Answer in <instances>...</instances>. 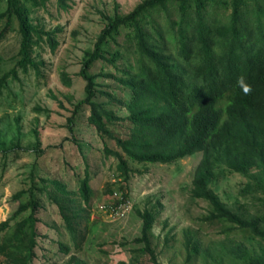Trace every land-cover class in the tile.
<instances>
[{"label": "trees", "instance_id": "trees-1", "mask_svg": "<svg viewBox=\"0 0 264 264\" xmlns=\"http://www.w3.org/2000/svg\"><path fill=\"white\" fill-rule=\"evenodd\" d=\"M49 1L0 0V5L6 3L0 13L4 19L0 40L13 22L20 37L15 66L0 76V94L9 79H17V68L40 74L39 41L45 40L52 50L57 46L53 31L45 30L32 16ZM56 2L59 8L68 7L66 0ZM105 18L92 51L83 59L79 74L86 81L85 97L73 113L89 107L86 119L104 140V155L116 158L122 181V199L117 203L127 199L123 183L134 171L129 162L168 164L200 153L190 193L208 203L204 220L222 224L226 235L246 231L258 246L250 250L240 245L222 248L224 255L219 258L187 232L186 259L199 256L203 264H264V0H141L129 12L115 11ZM121 33L123 39L119 40ZM99 59L111 65L113 72L91 74L92 64ZM98 75L113 79L123 95L97 88ZM60 78L65 85L71 84L66 72ZM240 78L250 87L248 93L238 84ZM74 117L68 118L70 128ZM122 120L131 123L124 138L108 127ZM107 139L114 140L115 148L107 146ZM11 149L0 133V154ZM218 165L246 178L242 193L257 195L260 200L253 214L230 207L213 191ZM41 182L39 187L30 180L25 189L14 193L17 207L0 221V255L8 264H29L35 256L36 193L46 194L56 204L79 251L85 241L90 225L84 212L93 193L89 174L75 191L60 180L41 178ZM107 191L113 192L110 187ZM136 213L142 223L135 242L143 243L140 250L151 264H161L149 239L157 210L144 208ZM59 249L70 251L63 242ZM67 264L85 262L71 256Z\"/></svg>", "mask_w": 264, "mask_h": 264}, {"label": "rangeland", "instance_id": "rangeland-1", "mask_svg": "<svg viewBox=\"0 0 264 264\" xmlns=\"http://www.w3.org/2000/svg\"><path fill=\"white\" fill-rule=\"evenodd\" d=\"M140 1L66 0L68 7L63 9L56 0H50L45 8L32 13L38 25L53 31L57 46L52 50L45 40L39 41L41 48L36 50V57L42 61L40 74L31 68L26 73L17 68V79H9L0 94V133L6 145L12 146L7 154H0V221L12 215L19 202L13 194L25 189L30 180L39 187L41 178L60 180L68 190L75 191L80 180L89 174L93 193L85 207L90 228L80 251L65 229L56 204L46 194L36 193L37 236L35 256L29 264H67L71 256L83 259L85 264H151L140 250L143 243L135 242V238L140 236L142 223L136 210L152 207L157 214L149 239L161 264H203L204 259L199 256L186 259L187 232L219 258L224 255L222 248L231 250L240 245L250 250L258 246L246 231L234 230L226 235L221 231L222 224L204 220L208 203L190 193L200 153L168 164L129 162L134 171L123 183L127 199L117 203L122 199V181L116 158L104 155V140L86 119L89 107H80L76 115L73 113L75 105L85 97L86 81L79 71L107 22L105 16L115 11L127 13ZM5 7L2 2L0 13ZM15 25L13 22L0 40V76L13 68L18 59L20 37ZM3 26L4 19H0V30ZM118 39H123L122 33ZM62 71L71 79L70 85L62 82ZM101 72H113V68L99 59L92 64L90 73ZM95 81L99 83L97 88L123 95L113 79L98 75ZM97 96L105 99L104 95ZM119 113L124 114L122 110ZM73 115L70 128L68 118ZM130 126L128 120L108 124L122 138L128 135ZM106 143L115 148L113 139ZM245 183L244 176L218 165L211 188L230 207L253 214L260 207V200L257 195L242 193ZM85 223L86 220L82 228ZM59 242L69 245V253L59 249Z\"/></svg>", "mask_w": 264, "mask_h": 264}, {"label": "clouds", "instance_id": "clouds-1", "mask_svg": "<svg viewBox=\"0 0 264 264\" xmlns=\"http://www.w3.org/2000/svg\"><path fill=\"white\" fill-rule=\"evenodd\" d=\"M237 82H238V84H240L244 93H248L251 90L249 86H247L243 83V78H240Z\"/></svg>", "mask_w": 264, "mask_h": 264}, {"label": "built area", "instance_id": "built-area-1", "mask_svg": "<svg viewBox=\"0 0 264 264\" xmlns=\"http://www.w3.org/2000/svg\"><path fill=\"white\" fill-rule=\"evenodd\" d=\"M0 264H8L1 255H0Z\"/></svg>", "mask_w": 264, "mask_h": 264}]
</instances>
